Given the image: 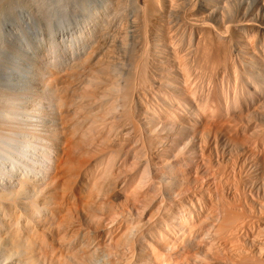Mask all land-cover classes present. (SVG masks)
Here are the masks:
<instances>
[{
  "label": "bare ground",
  "instance_id": "1",
  "mask_svg": "<svg viewBox=\"0 0 264 264\" xmlns=\"http://www.w3.org/2000/svg\"><path fill=\"white\" fill-rule=\"evenodd\" d=\"M3 29L0 264H264V0H0Z\"/></svg>",
  "mask_w": 264,
  "mask_h": 264
},
{
  "label": "rangeland",
  "instance_id": "2",
  "mask_svg": "<svg viewBox=\"0 0 264 264\" xmlns=\"http://www.w3.org/2000/svg\"><path fill=\"white\" fill-rule=\"evenodd\" d=\"M250 2L252 1V0H249ZM7 22H9V21H5V22H3L4 24L5 23H7ZM5 29V28H4ZM3 29V32H2V38L0 39V49L1 48H3V49H1L0 51H1V60L2 61H0V62H2V63H0V73L2 72V71H6V70H10V69H8L9 67H7V66H10V64H9V62H7L8 61V59H9V57L11 56V52H9V51H11L10 50V48H9V45H8V40L9 39H12V37L14 38V37H17V35H14L17 31L16 30H10V31H8V29L7 30H4ZM12 31H14V32H12ZM12 32V33H11ZM9 33H10V37H8L9 36ZM18 33V32H17ZM12 35V36H11ZM18 35H20V37L23 39V34H19L18 33ZM6 36H7V39H6ZM35 36V35H34ZM5 37V38H4ZM5 39V40H4ZM3 40V41H2ZM13 40H17V39H13ZM24 40H25V43L24 42H20L19 43V41L17 40V41H15L14 43V46H13V49H14V52H15V54L17 55V56H19V55H24L25 57H27L28 55H29V51H31V49H32V47H33V44H32V42L30 41V39L28 40L26 37L24 38ZM7 41V42H6ZM21 43H23V44H21ZM26 45V47H24L23 45ZM9 53V54H8ZM16 60V59H15ZM21 62H23V61H21ZM5 64V65H4ZM9 64V65H8ZM6 69V70H5Z\"/></svg>",
  "mask_w": 264,
  "mask_h": 264
}]
</instances>
